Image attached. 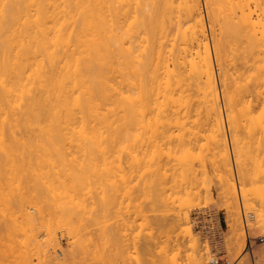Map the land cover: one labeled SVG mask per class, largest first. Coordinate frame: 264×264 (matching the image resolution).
Returning <instances> with one entry per match:
<instances>
[{
    "label": "bare ground",
    "instance_id": "bare-ground-1",
    "mask_svg": "<svg viewBox=\"0 0 264 264\" xmlns=\"http://www.w3.org/2000/svg\"><path fill=\"white\" fill-rule=\"evenodd\" d=\"M205 133L218 174L211 171L219 175L225 204L235 206L238 200L230 141L245 187L240 192L242 205L255 212L254 223L264 234V0H0V176L8 175L0 179V264L106 261H100V256L110 253L103 248L109 244H103L107 230L101 229L106 234L99 243L100 237L94 234L98 241L90 237L93 231L89 230L97 226L95 233L100 235L105 220L102 210L98 212L102 194L95 199L106 186L101 183L105 181L102 171L99 183L98 173L92 170L99 169L98 161L130 155L139 165L153 168L147 172L158 175L163 170L165 177L166 163H175L167 161L175 158L183 161H177L179 165L186 162L184 169L189 172L197 148L194 151L190 145L198 144ZM67 159L72 165L64 163ZM91 159L97 162L94 167L87 162ZM164 160L167 167L162 165ZM88 165L92 168L88 172H95L90 177ZM15 168L22 174L29 169L31 175L25 170L29 177L25 173L19 177L18 171L13 173ZM74 168L82 169V174ZM146 174L142 173L152 175ZM91 175L104 187L99 192ZM159 202L164 205V200ZM184 215L172 216L177 221L169 222L175 223L170 224L179 235L193 239L189 263L206 264L208 253L201 252L192 237V221ZM239 216L229 212L227 238L229 249L241 252L246 241ZM113 221L114 225L117 221ZM62 226L71 230L65 229L73 240L67 248L56 236ZM169 231L168 236L173 232ZM114 234L119 236V231ZM166 243L164 250L173 252ZM90 248L96 256L103 252L96 258L99 262L92 260ZM116 252L111 257L120 256ZM112 259L107 260L112 264Z\"/></svg>",
    "mask_w": 264,
    "mask_h": 264
},
{
    "label": "rangeland",
    "instance_id": "rangeland-1",
    "mask_svg": "<svg viewBox=\"0 0 264 264\" xmlns=\"http://www.w3.org/2000/svg\"><path fill=\"white\" fill-rule=\"evenodd\" d=\"M193 129L194 128H192V130ZM199 129H203V128H199ZM194 130L196 131L198 129H194ZM205 134H207V135H205V137L207 139L204 137L203 139L202 138L199 139V141L201 140L200 142L199 141L198 142L195 141L198 144L200 143L199 145L198 144H196V145L194 144L195 146L190 145V147H192V148H194V147L195 148L196 147L198 148V149L196 148V151H198V154L197 155H195L197 153L195 151V148H194V151L195 152L193 151L194 152L193 154L195 155V157L193 155L192 158H193L194 161H191L192 159L190 158L191 159L190 160V166H188L190 173L187 171V168H186V170L184 169L185 166L187 165V164H185L186 162L184 163V165H182L183 164L182 163L183 161H180L179 158H178L179 160H175V158H173V159L171 158V160H173V161H169V160L167 161L166 159L165 160L167 162H175V163H177V161H180L182 163L180 165H179L180 162H178L177 165H176L175 163H166L165 160L163 162L164 164L162 163V165H165V163L166 164H169V165H167L168 167L165 165L167 168H164V169H166L164 171L166 178L164 176H162L163 175L162 174L163 173L162 172L163 170H161V173L159 171V174L158 175L156 174V172L155 173H151V171H148L147 172V169L148 170L149 169H152V171H153V168H149V167L145 166V164H142L144 166L139 165V163H137L138 161L134 157L131 158L132 156L130 157V155L129 156H127V155L124 156L123 155L124 157H122L121 159L119 157H118V159L117 158L115 159V157H111L112 159H109L108 160V158H107V159H104L105 160V163H103L104 162L103 159H101V160L96 159V161L99 160L98 162H99V164L101 166L104 164L103 167L105 169H103L101 166H99V164L97 162H94L95 159L94 160L91 159V162L89 160H87V162H89V164L91 163L90 165H92V167H94L93 166V165H95L94 163H97L98 165L96 164L95 167L97 166V167H99V169L98 170L97 169H92L90 167V170H89L88 169L89 165H88L87 166V171L86 170H83V172L86 171V173H87L88 170L91 171V169H92L93 171L97 172L98 174H96L95 172H88L89 177H90V174L89 173H91V174L92 173H95V175H97L98 178L102 177V175H103V178L105 179V181L103 180V181H101V183L102 182L104 184L106 183L105 184L106 186L103 185V183H102V185L105 186V188H107L106 189L107 190V194L103 193V190L106 192L105 188L102 187L104 189L101 190L102 188L100 186H102V185L97 184V182H99V180H101V178L98 179L97 177L95 178L94 176H92L93 174L91 175L92 181H93V177H94L95 180L98 179L97 182L94 180L95 183H96V185H97V186L95 185V191H97V189H98L97 192H99V190H101V193H98L97 196H95V194H97V192L94 191L95 194L93 193V196H95V199L98 200L101 197V194H102V197H103V200L102 201L105 202V204L103 202L102 205L101 204H97V205L98 206L101 205V207L103 206L102 208L99 206L100 209H98V212H100V210H102L100 212L101 215H102V220L105 219L103 221V224H101V225H103V227L100 225V227H102V228H100V230L101 229H103V230L106 229L107 230V231L104 230V232L105 231L107 232V234L104 233V234H106V237L105 236L104 237L107 240H105L103 238V235L104 234H102L103 233L102 230H101L102 231L101 234L99 235V234H97L98 232L95 233V231H98L97 226L94 225L95 227H93V223L92 222H90L91 223V226L89 225V228L90 227L91 228L93 227V229H89V230H91V232L93 231V233H92L93 235L94 234L97 235L98 238L100 236H102L103 242H104L103 244H105L106 242H109V244L107 243V245L103 246V248L105 249L104 252L106 250H107V252H110L109 255H106V257H108V258H106L104 256V254H106V252L104 254H103V252H100V254L99 253L97 254L98 257L101 254H103V255L100 256L102 259L99 257L100 258V261L101 260L102 261L103 260L108 261L107 259H109V258H110V261H111V258H113L112 261L114 262V264L115 263L116 264L117 263L118 264H139V263H142V261H144L145 264H147V263L148 264H151L154 261H155L154 262L155 264H162L164 261L166 263L168 260L169 261L166 264H169V263L171 264L172 262H174L173 264H190L189 263V259H190L189 256L191 255L190 253H192V250H191L192 247L190 248V246H191V244L192 245L194 244V242L192 243V240L193 239L191 240L190 237L188 238V235H185L186 237L184 235H179L180 234V231H178V228H177V231H176V228L175 227H172V225L174 226V224L177 221L175 219H178L179 216L185 214L187 217L189 216L188 219L191 220L192 221L191 224H193V225L190 224L192 226V230H193V234H194V235H192V237L193 238L196 237L195 240L198 241V245L200 246L201 252L203 254H205V255H206L205 252L208 253V255L205 256L206 257L205 262L207 261L206 264H209L210 260L212 259L211 257L217 258V259L221 260V262L223 264H264V242L261 243L259 241V243H256V241L259 238H263L264 239V234L260 230L257 229V225H255V223H254L256 221V219H255L256 216H254L255 215V212L252 211V210H251L252 212L251 211H248L246 205L243 206L246 203L243 202V205H242V200H241V197H240V192L242 193V190L245 187H243L242 182H241V178L239 177V174L237 172V165H236V163L234 161V157H233L235 155L234 152H233L234 150L232 149L233 146H232V144H230V141H229L228 145H229V149H230V153H231V164H232L233 179H234V182L233 183L235 185V190L237 191L236 194H237V199L238 200L237 201H234V202H237V203H235V206H234V203H233L232 204L233 206L230 205V207H227V205L225 204V201L221 197V192H222L223 188L221 187V185H220V183L218 181L219 180V175H216V174H218V172L217 171H214V169L212 167L213 166L212 165L213 164V160H212L213 159L212 158L213 157V153H211V151H212V148L211 147L212 146H210V142L207 141V140H209L208 139V133H205ZM190 135L191 134H189V135L187 134V136H185V135L184 136L185 137H188V136L189 137H193V136H190ZM173 139H174V137H173ZM175 139H174V142H176ZM190 139H188V140H190ZM171 142H173V141L171 140L169 143L171 144ZM186 142L188 143L187 140H186ZM173 145H175V147H176V144L173 143ZM177 145H178V142H177ZM165 146H167V144H165ZM198 146L201 147V148L199 149ZM209 149H211L210 150L211 155L208 154L209 153ZM201 152H202V154H199ZM205 153H207V154H205ZM203 154H205V155H203ZM199 155H202L204 157H200ZM196 156L198 157V159H197ZM196 159H197V162H200V164H198L196 162ZM199 159H200V161H199ZM209 159L212 161L211 165L209 163V161H210ZM69 160H72V162H74L73 159H69ZM79 160H82V161H79ZM79 160L77 161L78 163L81 162V164H84L83 159H79ZM202 160H204V161H202ZM184 161H186V160H184ZM188 161L189 160H187V162ZM87 162H86V164H87ZM202 162H203L204 167L201 165ZM59 163H61V162H59ZM64 163L65 164L66 163L67 164L70 163V165H72L71 162L68 161V159L65 160ZM81 164H77V165L79 166ZM170 164H173L174 165V167H172V165H171V167H172L171 168V171H169ZM196 165H198V166H196ZM137 166H139V167H137ZM140 166H142V167H140ZM176 166H178V167L181 166L180 167L181 169H179L178 167L176 168ZM79 167L82 168V165L79 166ZM193 167H195V168L197 167V168H199V170L201 168V170L199 171L197 168L195 169ZM68 168H69V166L67 167V169ZM70 168H71V166H70ZM174 168H176V170ZM191 168H192V171H190ZM202 168H203V170H202ZM211 168L213 169L212 171L215 172L216 174L211 171ZM35 169L37 170V168H35ZM74 169H76V172L77 173L80 171L79 173L82 174V169H80V170H77V168H74ZM101 169H103L105 171L107 170V172L104 173V171L101 170ZM172 169H174L175 171H173L172 176H170L171 175V172H172ZM177 169H179V170H177ZM25 170H27V172H28L29 169H24L23 170V174H22V171L21 170L19 172L18 169L15 168L14 171H13V173H16L18 171L17 172L18 174L16 173V175H18L19 177H23V176H21V174L24 175V173L26 172ZM69 170L72 171V169H69ZM143 170L147 174H149V176H150V174H152V175L154 174V176H153L154 178L151 175L149 177L151 179L149 180L148 175ZM180 170L182 172L181 174L179 172ZM193 170H194V172H196V171L197 172L190 177V175L192 173H194ZM98 171H100V173ZM101 171H102V175H100L101 174ZM201 171L202 172L205 171V172L202 173ZM168 172L170 173V174H168L169 178L167 176V173ZM186 172H188V175H186ZM29 173L30 172H28V174ZM142 173L144 175L146 174L147 176L145 177L144 175H142ZM205 173L207 175H205ZM28 174L25 175V178H27V175ZM155 174H156L157 177L158 176H160V177L157 178L155 176ZM5 175H6L5 172L3 174H1L0 179H3V178L5 179V177L8 176V175H6V176ZM16 175L14 174L13 177H16ZM29 175H31V174H29ZM29 175H28V177H29ZM186 176H187V179H186ZM144 178L145 179H148V183H150L153 187L157 185V188L156 189H155V187L154 188L153 187L151 188V186H149L150 184L148 185L147 181ZM155 178L156 179H160L161 178L160 179L161 181H162V179L163 180L164 179H167V180H164L163 183L161 181H159V180H157V182L155 181V182L151 183L152 181H154ZM25 180H27V179H25ZM142 181H144V182L142 183ZM165 181H166V183H165ZM160 182L162 184H164V185L162 186V184ZM158 183L161 186L160 189L158 187L159 186ZM143 185H144V187H143ZM145 185L146 186L148 185V186L145 188ZM99 187L101 189H99ZM241 187H242V189H241ZM247 188H250V186H248ZM143 192L145 193V195H143L144 194ZM161 194L163 195L164 199H162V197L160 196L161 197V200H160L159 195H161ZM98 196H100V197H98ZM166 196H168V197H166ZM83 197L84 198H87L88 195L87 196H83ZM153 197H155V198H153ZM157 198L159 199V201H163L164 200V205H163L164 207L161 206L163 203L159 202ZM165 198L166 199L167 198L168 199L170 198V202H169L168 199L166 200ZM151 199H154L156 203H154L153 200L151 202ZM88 200H89V202L91 201L90 198L87 199V202H88ZM89 202H88V204H89ZM70 203H71V201H70ZM99 203H101V202H99ZM170 203L172 204L171 206H170ZM165 204H167L168 206H170L169 208H171V207L173 208L174 207L173 204H174L176 207H174V209H171V210H175L173 213H175V212L177 213L178 212V214H176V213L173 214L172 212L170 213L169 212L170 209L169 208H168L169 210L166 209L167 205H165ZM243 207H245V209ZM142 209H143V213L144 214L142 213ZM164 209H166V211L168 210L167 212L170 213L169 216L167 215L168 213L165 212ZM161 210L162 211L164 210V215H163V213H161L162 212ZM233 211L234 212L235 211L238 212L239 215H240L238 217L239 218L238 219V224L240 225V228L243 229V233H244L245 241H246L245 242V248L241 252H238L237 250H230L229 249V243H228V238H227V226L229 224L228 214H229V212H233ZM243 212H244V214H245V216L247 218V229H246V224H244L243 218H242ZM102 213L103 214L106 213L105 214L106 216H104ZM160 213L163 216H161ZM171 214H173V215H171ZM116 215L118 216V218L115 217ZM142 215L144 216V218H143ZM146 215H147L148 218H146ZM172 216L174 218L175 217H178V218H175L174 219ZM158 217H160V218H158ZM170 217H172V218H170ZM157 218L159 219L158 220L159 222H157ZM168 218H169V220H168ZM116 219H119V220H116ZM145 219H146L147 222L145 221ZM164 219H166V221ZM172 219L175 221V223L174 222H169ZM113 220L117 221L116 223H118V224L115 225L116 224L115 223L113 225L112 224V222H114ZM164 221H165V223H164ZM160 222L161 223H164V224H161ZM166 222H167V224H166ZM147 223H149V225ZM170 223H173V224L171 225ZM72 224H73V222H72ZM170 225H171V227H170ZM74 226H75V229H77L76 228L77 223ZM156 226L158 227V229H160V228L162 229V230L160 229L162 231V233L160 232L162 235L159 233L160 230L157 231L158 229L156 228ZM163 226H165V227H163ZM72 227H73V225H72ZM167 227H170L171 229L173 228V230H171L170 228H168V229H170V231H173V232H171V234L169 233L170 231L167 230ZM62 228H63V226L61 228H58L56 230V232H57L56 233L57 234L56 236H57V239L59 240L61 246L63 248H67V246L69 244L68 241H71L72 240V236L70 235V237H71L70 238L68 236L69 234H66V230H67L66 227H65L66 230L64 228L63 229ZM148 228H151V230L150 229L148 230ZM164 229L166 230V232H165ZM174 229H175L176 232L174 231ZM115 230L117 231V233L119 231V234H118L119 236H117V234H114V232L116 233ZM167 231H169L168 232L169 233V236L167 234ZM67 232H71V230H69V231L67 230ZM112 232H113V234H112ZM174 232L176 233V235L178 237L174 234ZM148 233L150 234V236H149ZM158 233L162 237L161 236L159 237V234ZM156 234H158V235H156ZM172 234H173V236H171ZM248 234H249V237L251 239V245H252V248L251 249L248 246V240H247V235ZM93 235H91L90 237H92L95 240H97V237L95 235H94L95 236L94 237ZM147 236H148V239H150V238H152V239L149 241L148 239H146ZM151 236H153V237L155 236V238L153 239V237H151ZM164 236H166V237H164ZM182 236H184L185 238H183ZM90 237L88 235V238H90ZM175 237H177V238L180 237V238L179 239H176ZM86 238H85V240H87ZM114 238H116V239L118 238V239L115 240ZM161 238L164 239V240L162 241ZM158 239L160 241H162L163 243L159 242ZM155 240H156V242L155 243L153 242L154 243L153 244L152 241H155ZM177 240H179V241L177 242ZM100 241H101V237L99 238L98 243ZM166 241H167V243H166ZM169 241L172 242V243H170ZM114 242H116V243L118 242L119 247ZM148 242H151L152 244L149 243V245H148ZM164 242L166 243L167 246H169V248L172 247V249L171 248L170 249L168 248V249L169 250H172L173 252L168 251V250L167 251L164 250V249H167V248H165L166 246H162V244L165 245ZM111 243L112 244L114 243L117 247H115L114 244L112 246ZM173 243H176V244H173ZM95 245H96V243H95ZM153 245H159V246H158V248H157V246H154L155 249L154 248L152 249ZM107 246H108V248H107ZM148 246H150L149 249H148ZM175 246H177V247H175ZM112 247L113 248H116L114 250L115 252L117 250L120 251L119 252L120 253V256L116 257L118 255L117 252H116L115 253L116 256L114 254L111 257V255H110L111 252H114V251H112L113 250ZM146 248L148 249V252H149L148 255L146 253L147 251H145ZM177 248H178V250H176ZM91 249L92 248H90L89 250H91ZM137 249L139 251L141 249L142 250L139 252ZM94 250L92 249V251H94ZM179 250H181V252H179ZM95 251H94V255L97 253ZM163 251H165V252H163ZM162 252L166 254L165 256L168 259L165 256H164L165 259H163L164 258L163 255L164 254H162ZM88 254H91V253L88 252ZM144 254L147 255V257ZM150 255H152V256H150ZM80 256H82V255H80ZM95 256H94L95 259H93L92 256H87V257L92 258V260H96V258L98 259V257L97 256L95 257ZM207 256H208V258H207ZM59 257H61V256L59 255ZM140 257H143V260L142 261L140 260ZM116 258H118V259L116 260ZM152 258H153L154 261H151ZM144 259L147 260V261H145ZM85 260H87V259L85 258ZM170 260L171 261L173 260V261L171 262ZM96 261L99 262V260H96ZM106 261L101 262V263L99 262V263L100 264H104V263H106ZM110 261H108L109 263H106V264H111ZM113 262H112V264H113ZM83 263L84 264H86V263L87 264H89V263L91 264V261L89 263H88V261L86 263L85 262H83ZM95 263H92V264H95ZM99 263H96V264H99Z\"/></svg>",
    "mask_w": 264,
    "mask_h": 264
},
{
    "label": "built area",
    "instance_id": "built-area-1",
    "mask_svg": "<svg viewBox=\"0 0 264 264\" xmlns=\"http://www.w3.org/2000/svg\"><path fill=\"white\" fill-rule=\"evenodd\" d=\"M242 218H243V222H244V224H247V218H246L244 212H243V216H242ZM259 241H260L261 243L264 242L263 238H259V239L256 241V243H259ZM248 246H249L250 249L252 248V245H251V239H250V238L248 239ZM209 264H223V263L221 262V260H219V259H217V258H212V259L210 260Z\"/></svg>",
    "mask_w": 264,
    "mask_h": 264
}]
</instances>
